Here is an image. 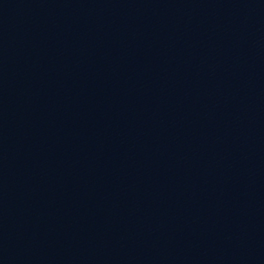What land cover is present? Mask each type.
<instances>
[{"label":"water","instance_id":"95a60500","mask_svg":"<svg viewBox=\"0 0 264 264\" xmlns=\"http://www.w3.org/2000/svg\"><path fill=\"white\" fill-rule=\"evenodd\" d=\"M0 264H264V0H0Z\"/></svg>","mask_w":264,"mask_h":264}]
</instances>
